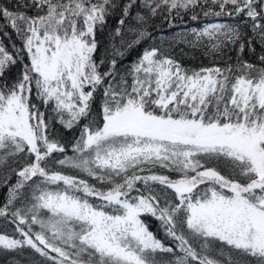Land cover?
Returning a JSON list of instances; mask_svg holds the SVG:
<instances>
[{
  "label": "snow or ice",
  "instance_id": "6c2138e0",
  "mask_svg": "<svg viewBox=\"0 0 264 264\" xmlns=\"http://www.w3.org/2000/svg\"><path fill=\"white\" fill-rule=\"evenodd\" d=\"M185 15L198 26L118 67L154 17ZM0 21V220L13 226L0 250L46 264H264V0H0ZM180 44L212 66L185 67ZM54 122L79 135L65 141Z\"/></svg>",
  "mask_w": 264,
  "mask_h": 264
},
{
  "label": "trees",
  "instance_id": "16d2710c",
  "mask_svg": "<svg viewBox=\"0 0 264 264\" xmlns=\"http://www.w3.org/2000/svg\"><path fill=\"white\" fill-rule=\"evenodd\" d=\"M120 18V13H114L111 17L108 18L107 26L105 27L104 31L97 33V39L99 41L98 45V51L96 53V57L99 58L101 55L105 53V49H110V39L109 35L111 32H114L115 28L117 27V22ZM3 21H0V24H2ZM129 23L126 21V24ZM175 26L170 27L169 23L165 20H163L160 16L154 17L150 21V25L148 27V31L152 33L151 38H147L145 40H142L140 44H138L135 48L129 50L125 57L118 62V67L125 68L127 65H129L132 61H135L140 54H142L143 50L146 48H149L151 46H159L160 45V37H169L171 38L174 33L179 32L182 28H188L191 26H198V24L190 22L189 17L187 15L184 16L183 20H180L177 18L174 21ZM9 33H11V29H6ZM0 38L2 37V34H0ZM133 37L131 35L126 34L125 39H132ZM12 41H14L18 46L20 45V41L17 40L16 36L12 34ZM4 44L11 50V44L8 39L3 40ZM115 43L117 46H119V38L116 39ZM181 49H183V53H181ZM123 51V49H121ZM260 49L257 47V52H259ZM173 52L177 59L180 60V62L185 67H191V68H200V67H211L212 66V58L206 56L201 50H194L190 49L184 44L178 45L176 48L173 49ZM235 52H229L228 56H231L233 58L232 61L235 60ZM218 60L219 57H216ZM245 59H247L249 62L255 63L256 62V56L251 53H247L245 55ZM20 66L17 65L15 68H13L12 72L9 73L10 78H14L15 75L19 72ZM94 111H99L98 104L93 105ZM41 111H44V109L41 107ZM85 123V121H81V125ZM56 132L64 138L65 141H71L74 136L79 135V129L75 130H65L59 123L53 124ZM69 155H72V152L70 150L69 146ZM75 174V173H70ZM16 182V176L12 175L11 179L9 180V184H14ZM92 183L93 181H89ZM7 187L3 185L2 177H0V202H2L6 195H7ZM158 222L153 221L152 222V230H156ZM13 230L12 225H6L3 223L2 220H0V231L2 232H11ZM160 238H163V233H158ZM0 264H46L44 259L40 257L38 254H36L33 250L30 248H25L22 251H5L0 250Z\"/></svg>",
  "mask_w": 264,
  "mask_h": 264
}]
</instances>
